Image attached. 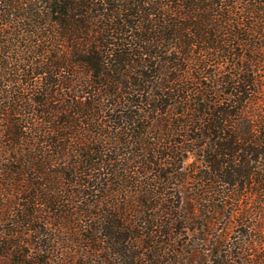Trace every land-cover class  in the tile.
<instances>
[{
  "label": "trees",
  "instance_id": "obj_1",
  "mask_svg": "<svg viewBox=\"0 0 264 264\" xmlns=\"http://www.w3.org/2000/svg\"><path fill=\"white\" fill-rule=\"evenodd\" d=\"M0 264H264V0H0Z\"/></svg>",
  "mask_w": 264,
  "mask_h": 264
}]
</instances>
